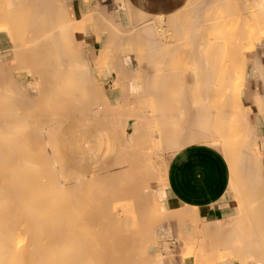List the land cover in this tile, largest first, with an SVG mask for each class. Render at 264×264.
I'll use <instances>...</instances> for the list:
<instances>
[{
  "label": "bare ground",
  "instance_id": "bare-ground-1",
  "mask_svg": "<svg viewBox=\"0 0 264 264\" xmlns=\"http://www.w3.org/2000/svg\"><path fill=\"white\" fill-rule=\"evenodd\" d=\"M47 1L0 0V41L4 43L6 40L8 43H5V49L11 51L10 55L6 54L3 57L0 54V264H162V261L152 258L148 244L153 240L154 232L157 228L165 225L171 219L180 221V218L174 217L167 212L159 211L155 202L156 193L154 189L156 185H154L153 179L156 176L155 168L153 169L154 161L153 164L151 161L154 149L151 139L146 137L147 131L145 132V121H143L142 102L137 103L142 99L145 100L144 98L146 97L142 95V99L138 97L140 100H136L137 104L132 103L133 97L132 99L129 98L131 90H128L125 83H122L123 85L120 84L122 85L121 89L124 86L127 88H123V96L119 98L121 100L113 103L108 90L104 89L102 83L96 81L92 67L84 60L82 44L77 43L76 34L82 31L88 23H94L97 18L102 20L104 12L103 14L101 13L102 16H98L101 9L98 12L96 11L98 13L96 19L92 17L94 13L92 15L88 14V18L85 15L87 19L77 24H70L69 20V25L66 21L67 16L65 15L66 18L64 19L61 8H56L57 5L55 6L53 0ZM196 1L194 2L196 3ZM214 1H207L209 4L207 3L208 6L204 5L205 7L203 4L200 6V3L197 2L199 4L197 6L199 8L203 6L207 15L214 14L213 11L215 12L216 9H213V6L215 7L217 0L215 3ZM119 2L115 3L114 1L116 7ZM225 2L227 3L229 0H225ZM247 3L245 4L247 5ZM248 4L245 10L242 5L243 11H246L247 21H241L240 23L228 22L227 19V23H224L225 21L221 22L222 20H215V15H217L215 12L214 20H211L212 23L209 21V24H212L211 33L207 39L200 41V45L201 43L203 44L199 50L208 48L210 51L211 49L212 51L214 50L213 53H216V51L221 53L215 57V54L211 55L209 52L207 55L211 56L210 61L205 58V65H200L202 61L195 64L196 67L199 64L198 68H200V71L202 68V73L205 72L207 74L208 72L207 75L205 74L206 76L203 74L207 82L213 78L209 76L212 74L210 66L213 67V65L216 66L219 63L223 64L224 68L220 65L221 70L223 72L226 71L224 72L225 77L223 75L225 83L223 85L234 81L231 86H229L231 83L227 84L232 87L231 89L228 87V90L224 86L228 90V92L225 90L228 97L225 98L226 101L224 102L228 103V108L231 111L242 107L238 94L241 82L234 80V75H238L236 72L239 71L243 75V71H241L243 66L230 68L232 67L230 64L235 61L231 63V58L239 57L243 51L253 49L254 41L264 37V0H251ZM185 6L186 4L182 7ZM192 6H189L190 11L196 5ZM225 6V13L226 10L236 13L241 12L239 6H229L228 8ZM210 7L212 10L209 9ZM185 8L181 9L183 12L182 16ZM195 9L198 11L197 8ZM195 9L193 13L186 9L190 16L193 15L190 17L185 12L184 21L181 20V22L185 23L183 24L179 21L183 27L186 26V22L188 27L191 26V21H194L192 18L195 15L194 12H197ZM73 10H71V13ZM207 11H210V13L208 14ZM136 13L138 14V12ZM176 14L175 12V16ZM178 14L180 15V13ZM226 15L224 16L226 17ZM138 16L137 24L142 17L144 21L145 19L151 20L148 19V14L145 15L148 18L143 15L142 17L139 16L140 19H138ZM175 16L171 21H175ZM183 17L181 18L183 19ZM189 17L192 19L190 22L188 20ZM220 17L221 15H217V18L220 19ZM149 21H145L147 22L146 25ZM197 21L199 20L197 19ZM150 22L151 24L149 25L151 26L154 22L153 30L160 29H157L154 19L153 22ZM141 24L143 23L141 22L139 26ZM168 24L170 25V23ZM181 24L178 25L181 26ZM96 25L99 26L98 22H96ZM135 27L138 29L134 25ZM250 27L253 30H250ZM97 28L101 30V27ZM198 28L201 29V26ZM174 29L177 28L174 27ZM192 29L190 30L193 31ZM122 30L119 33L117 32L116 35L119 36L120 34L122 37L124 34L121 32ZM156 30L154 32L157 33ZM95 31L97 32V30ZM191 31L190 33L188 32L190 35L188 33L184 35V33L179 32L180 34H177L180 37L179 35L176 37L188 39V37L192 36ZM141 33L139 38H146L145 34ZM149 33H152V30ZM163 33L162 37H165L166 35L164 36ZM94 34L96 33L94 32ZM132 34H127L128 38L126 36L123 37L130 41L131 37L129 36H132ZM187 35L188 37H184ZM159 36L160 34L157 35V38ZM147 37H149L147 40L144 39V41L146 40L145 44L142 43L144 42L142 41L143 39L140 41L136 37L137 41L132 37L135 42L137 41L134 47L138 50V61L145 60L146 54L143 56V51L146 49L151 48L149 49L151 53L152 51L150 50L157 48L156 51L160 49L157 52L159 53L165 48L162 45L164 42H158V39L153 40L152 35H147ZM162 37L161 40H164ZM126 39H122L124 42L120 41L117 43L115 36L110 34L109 40L100 54H98L99 56L97 55V59L94 60V66L100 70L108 65L110 48H115L116 54H118L119 49L122 51L126 49L123 52L125 54L131 52V49L120 48L121 45L124 46L125 44L128 47V44H131V41L128 43L125 41ZM166 43L164 44L166 45ZM196 44V40H185V42L181 44L175 43V46L174 44L173 46L176 49L182 47L184 49L183 52H187L193 47L192 50L201 52L195 50ZM173 46L171 48H174ZM180 49L178 52L176 50L177 54L182 53ZM122 51L120 55H123ZM133 51L134 49H132V54H136ZM189 51L187 53L194 60L195 55L192 56L193 53L191 54L193 51L191 49ZM225 53L230 56L228 64L224 63L225 58L221 57L223 55L225 57ZM161 55L162 57L165 56V54ZM161 55L159 54L160 57L158 56L159 58L157 57L158 59L156 58L155 60H160ZM8 56H10V59L4 62V59H7ZM218 56L221 57L220 60L223 63L218 61L220 58ZM177 57H171L168 60L176 61L177 59V65L181 66L179 54ZM215 58L218 64L216 61L214 62ZM114 59L115 70L118 72L119 54L115 55ZM241 59L243 58L241 57ZM146 61V64L150 65L146 66L153 68L150 64L152 60L147 57ZM207 61H209L208 69L206 66ZM151 63H154L155 70L160 69L163 72L164 66L162 65L163 67L159 68L160 61L158 65H156L157 62L155 64V61ZM210 63L213 64L210 65ZM226 65L230 66V72ZM204 66L207 72L205 68L203 69ZM122 68L121 70L123 71ZM234 69H236V72ZM152 71L156 76L157 71L153 69ZM200 71H197V76H200ZM227 71L231 74L230 76ZM141 72L140 74L142 75L144 71ZM174 73H176L174 78H178L179 73L175 71ZM215 73L213 72L215 75L219 74L218 71H215ZM163 75L165 74H160V77L162 78ZM166 76L168 77V74ZM142 77L147 78L146 75H142ZM146 80L138 81L142 84L144 82L146 86L148 85ZM113 81L112 84L116 87L115 80ZM171 82L172 80L168 84ZM126 84L129 85L128 83ZM163 84H161L159 89L155 88L152 89L153 91H149L150 94L147 92L148 96L152 95L151 99L153 100V97H156V92L161 90L158 92L161 93L160 99L155 98L156 101L154 100L155 103L153 102L156 112L155 123L163 121L164 116L170 112L171 119L175 121L174 126L172 125L171 127L164 124L161 132H170L173 128L178 132H183L184 130L189 132L191 129L196 128L204 133V140L211 139L214 141L211 134L217 129V121L221 118L218 119L217 116V107L219 105L216 103V98L218 94L213 92L216 95L214 98L215 95L213 96L211 92L214 103L207 105L205 101L208 100L209 93H205L203 100H205V96L207 100L202 101L204 104L201 105L200 103L202 102L196 101L197 104L190 108L189 103H178V94L175 93L176 98L173 97L174 87L173 90L172 86L167 89L168 85ZM162 85L163 87L165 86L164 89ZM143 88L145 89V87ZM149 89L151 88L149 87L146 91ZM166 89L167 91L171 90L172 96ZM220 89L222 88L220 87ZM145 90L142 92L144 93ZM138 91L141 92V90ZM164 91L167 92L166 95L169 99L166 103L158 104L162 98L167 100ZM138 95L140 96L141 93ZM161 95L164 97H161ZM183 96L182 94L181 97ZM146 101H149V99ZM121 128L123 130L117 132ZM128 128L132 129V133L128 141H126L125 132H128ZM248 144L253 146V143L248 142ZM254 156V152L249 148L242 155V159L254 161ZM261 205L262 207L264 206L262 203ZM241 218L246 219L245 215ZM253 220L255 221L256 217ZM262 220L264 221V217L257 218L255 222L257 229L253 223L256 234H263L258 233L259 228L262 229L260 226L264 223ZM240 222L244 226L245 220L244 222L240 220ZM241 223L240 225L238 224V227L237 224L235 227L233 226L234 229H237V234L236 231L231 232L233 235L234 233L236 234L235 243L237 246L240 244L237 241L242 242L241 235L244 236L242 238L243 241L245 239L247 245L251 244V241L253 243L254 239L252 238H255L254 232L252 234L251 230L249 231L253 236L246 238L250 236V233L248 232L247 236L244 234L247 230L241 229ZM250 226L252 225L249 224L248 228ZM238 229L239 231L241 230V235ZM263 229L261 232H264ZM223 241L227 242L228 240L225 239ZM226 242L225 244H227ZM233 245L235 246V244ZM234 246L231 247L234 248ZM237 246L235 247L236 249L234 248L235 250L233 249V252L237 250ZM247 249L246 247V252L249 251V253L254 251L250 250V248ZM259 252H256V254ZM262 252L259 255H262Z\"/></svg>",
  "mask_w": 264,
  "mask_h": 264
},
{
  "label": "crops",
  "instance_id": "crops-1",
  "mask_svg": "<svg viewBox=\"0 0 264 264\" xmlns=\"http://www.w3.org/2000/svg\"><path fill=\"white\" fill-rule=\"evenodd\" d=\"M114 1L115 3L119 1L121 3L120 2L117 3V7H116V4L114 3ZM194 1L195 0H193V2ZM207 1L209 0H197L196 3L194 2L195 3L194 4L192 0H189V1L187 0H53V2L55 3V6L56 5L58 6V7L56 6V8H61V10L63 11L64 19L66 18L65 15L67 16L68 18V20L66 18L67 23L70 20L69 21L70 24H77V23L84 21L85 19L88 18L89 16L88 14L92 15L94 13L95 15V12L96 11L98 12L99 9H101V12L99 13L100 15L96 12V17L94 15L92 16L95 19L97 18V14L98 16H102L104 12V15L101 18L102 20H99L97 18L96 19L97 21H96L94 18L91 17L92 19L95 20L94 22L95 24L88 23V25H86L82 29L83 32L80 31L79 33L76 34L77 43L82 44L81 48H82V56L84 60H86V62H88L89 65L92 67V72L94 73L95 78L99 79V82L102 83L104 89L108 90L110 99L112 100L113 103H117V101L121 100L119 98H122L121 96H123V88L126 86L128 87V90H131L129 98L132 99L133 97L132 100L134 102L132 101V103H136L137 102L136 100H140L138 99V97L140 98L142 95L146 97L144 98L145 100H143L141 97L142 100L138 101L137 103L142 102V109L144 111L143 121H145L144 122L145 129H146L145 132L147 131L146 137L151 139L152 146L154 149L153 151H156V150L162 151L164 150V148H166L167 151L178 149V150L170 152L166 156L164 178L162 182H159L156 184L155 199H156L157 209L159 211L167 212L168 214L174 217H179L180 221H177L176 219L172 220L170 218L171 220L169 219L170 220L169 222L167 221L165 225H162L161 227L155 230L153 240L148 244L149 252L152 258L155 260L162 261V264H264V258H263L264 257L263 256V253H264V235L263 234L264 232H261L264 227V223H262L263 225L260 226L262 227V229L259 228V231H258V233L260 232L263 234H256V231L254 229V227L256 228L255 222L257 218L264 217V213H263L264 206L262 207L261 205V203L264 205V99H263L264 98V37L262 39L254 41L255 45L253 49L243 51L241 55H239V57L231 58L232 59L231 63L234 60L236 61V62L235 61L233 62L234 64L233 63L230 64V66L232 65V67H230L229 65L228 66L226 65L228 67L227 68L228 71L231 70L229 69V67L233 69V67L237 68L240 65L243 66L242 67L243 69L241 70L243 71L242 72L243 75L241 74L240 71H239L240 73L239 72L237 73L238 75L236 74L234 75L235 77L234 80L241 82V86L239 87L238 94L240 97V102H241L242 107L238 110L233 109L231 111L228 108V105H227L228 103L224 101H226L225 98L228 97L226 92H228L229 88L230 89L232 88L229 86H231L234 81L231 83L230 80L232 79H230L228 81L231 84L227 82L228 85L230 84L229 86L227 84L223 85L224 83L223 78L225 77L224 72H226V71L223 72L221 70V66L224 68L223 64L221 65L219 63V65H216V66L213 65V67L210 66L211 68L210 70L212 74L213 72L215 73V71L216 72L218 71L219 74L215 75L216 74L215 73L212 76V74L209 73L210 74L209 76L213 77L211 78V81L209 79V82H207V80L205 79V76L208 74L205 66L203 67V69L205 68V71L207 72V74L205 72L202 73L203 72L202 68L200 71V68H198L199 64H198V67H196L195 64L197 62L200 63L202 61L203 64L201 62L200 65H205L206 59H209L210 61L211 56L207 55L209 52L211 55L215 54L214 55L215 57L216 55H220L221 53V52L218 53L219 51H216V53H213L214 50L212 51V49H211L212 51L211 53L210 49L208 48H205V50H199L203 44L201 43L200 45V41L201 40L204 41L205 39H207L208 35L211 33L210 32L212 30L211 20H214V15L216 13L217 15H221L220 19L217 18V15H215V20H220V21L222 20L221 22L225 21L224 23H227L226 19L228 22L231 21V22L240 23L241 21H247L246 11H243V8L245 10L246 7L249 5L248 3H250L251 0H229V2L227 3L225 2V0L224 1L215 0L216 3L214 1L215 7L213 6V9H216L215 11L216 13L213 11L214 14H210L211 16L205 14V10L203 9V6L207 5L208 3ZM210 1L213 2V0H210ZM197 2L200 3V6L202 4L203 6L199 8V6H197L199 5ZM211 2H210V5H211ZM190 3L192 4L190 5ZM240 3L242 4L240 5ZM243 3L244 4L247 3V5L246 4L244 5ZM185 4H186L185 7L187 8L182 7ZM188 5L189 6L196 5L197 7L195 6L192 9V11H190V7ZM242 5L244 6L243 8H242ZM224 6L227 8L229 6H232V7L239 6L241 12L236 13L233 11L234 14H232L233 12H229L226 10V13H225L224 11L226 8L224 9ZM218 7L220 10L218 9ZM183 8H185L184 15H183L184 17L186 15L185 14L186 9H189V11L193 13V10L197 8L198 11L195 9L197 12H194L195 15L192 18L194 19L195 22L197 21V19L199 21H197L196 23L194 21H191L192 19L190 17L193 14L190 16L189 12H186L190 16L189 19L188 18L187 19L189 20V22L191 21V26L188 27L187 22H186L187 27L186 26H185L186 28L183 27L181 24L184 21V17L181 15L183 14V12L181 11V9L183 10ZM70 9L71 10L74 9L72 13ZM179 9L182 13L179 11ZM209 9L212 10L211 7ZM82 10L83 11L86 10V11L83 13ZM175 10H178V11H175ZM174 11L177 13L176 16H175ZM136 12H138V14ZM178 13H180V15ZM207 13L209 14L210 11L209 12L207 11ZM146 14L149 15V18L147 16L145 17ZM225 14H227L226 17L224 16ZM85 15H87V18ZM136 15L137 16L139 15L140 17L144 15L145 18H148L151 20L160 19V20H163V22H167V23H164L166 25L170 23V25L168 24L167 26H169L170 28L169 29L170 35H171L170 39L172 40L174 46H175V43L181 44L185 42V40H196L197 44L195 45L196 46L195 50L201 51V52L205 51V52L204 53L196 52L192 50L194 47L190 48L191 51H193L191 52V54L193 53L192 56L195 55L194 60H193V58H190L189 54L187 53L190 49L187 52H183L184 49L180 47L182 50L180 48L179 49L180 51H182L183 54L179 51L181 53V54L178 53L181 66H178L177 59L176 61H170L168 60V58H171V57L178 58L177 57L178 54L176 53V50L178 52L179 49H176V47H174L173 44L170 45L169 43H166V45L167 44L168 45L163 46L165 48L162 50V52H159V53L157 52L160 49L156 51L157 48H154V49L152 48L153 50H150L152 51L151 53L149 52V49L151 48L144 50L143 56L146 54V57L144 58L145 59L144 61H142L143 59L141 60L143 62V64H141L142 62L138 61V55H137L138 50L134 47L136 45V42L138 41V39H140V41L142 39H143L142 41H144V39L147 40L149 38L147 37V35L148 36L152 35L153 40H157V39L154 36V32L152 28L154 27V24H153L154 22L152 23V26H151L149 25L151 24L150 22L151 20L149 21L145 19V21L147 22L149 21V23L147 24L148 26H147L146 25L147 22L142 20L144 19L142 17L141 20H139L140 22L137 24L138 20H137ZM139 16H138V19H140ZM174 16L176 18L175 21H171ZM180 16L183 17V19ZM181 20L183 21L181 22ZM209 21H211L210 24H209ZM96 22H98L99 26L96 25ZM141 22L143 24L139 26ZM130 24L131 26H129ZM178 24H181V26H179ZM95 25H96L95 30H97L99 34L94 30ZM134 25L137 26L138 29L135 27L136 28L135 30ZM200 26H201V29L198 28ZM97 27H101V30L100 28H97ZM174 27H176L177 29H174ZM149 28L150 30H152V33H149L150 32ZM116 29H119V30H116ZM122 29H125L126 31ZM190 29H192L193 31H191ZM120 30H122L121 32L125 34L128 31L129 33L127 34L129 35L130 33L134 34V35L132 34V36H129L131 37L130 39L131 42L126 39V37L128 38L127 34H126V37H123V38L120 36V34L119 36L116 35V33L117 32L119 33ZM176 30H178L177 33L182 32L184 33V35L187 34L188 32L190 33L191 31L192 36L190 37H188V35L184 36V37H188V39L179 38L180 33L179 34L175 33ZM94 32L96 34H94ZM140 32H142L141 34L144 33L146 38H139V36L141 37V35H139ZM110 34L115 36V41L117 43L120 41H123L122 39H126L125 41L130 42L131 43L130 45L132 46V48H128L129 50L131 49L130 50L131 52H129L128 54L123 53L126 49L123 51L119 49L120 53L118 52V54H119V60L121 62L118 60V63H117L118 70H119L118 72H116L115 70L116 64L113 61L115 60L114 59L115 55H118L116 54V50H114L115 48L109 49L110 58L108 60L107 66L103 67L100 70L94 66V60L97 59V57L99 56L98 54H100L106 42L109 40ZM178 35L179 37H176ZM132 37L135 38V40L137 41L135 42V40ZM136 37H138V39H136ZM145 41L142 43L145 44ZM171 46H173L174 48H171ZM132 49H134L133 52H135L136 54L134 53L132 54ZM121 51L123 55H120ZM195 52L196 54H194ZM159 54L160 55L165 54V56H163L165 58H163L161 55L160 60L157 61L155 59L159 56ZM223 56H221L223 59L224 58L227 59V60L224 59V63L228 64L229 57H230L229 54H226L225 57ZM147 57L151 59L152 61H155V64L157 62L156 65H158L160 61L159 68L164 66L163 72H161L162 70L160 71V69L155 70L154 63H151L152 61L150 62V64L153 66V68H150L149 67L150 65L146 64V62L148 61V60L146 61ZM221 57L218 60L219 62H221L220 60ZM241 57L243 59H241ZM162 58H163V61L161 62ZM164 59H167V60H164ZM209 61H207L206 66L209 65ZM215 61L217 63L216 58L214 59V62ZM212 64L213 63H210V65ZM146 65H149V66L147 67ZM121 68L123 69V71L121 70ZM140 68H142L143 70ZM195 68H197L196 69L197 71L198 70L200 71V76H197L196 74L197 71L195 70ZM152 69L154 71H157L156 76H155V73H153ZM173 69L175 72L179 73V75L177 74L179 76L178 78L177 77L174 78V75L176 73H174ZM207 69H208V66H207ZM235 70L236 69H234V71ZM140 71L142 72L144 71L145 73L144 72L143 73L141 72V73L142 75H146L147 78L142 77V75L140 74ZM159 73L161 75L162 74H165V75H163L161 78ZM167 74H168V77L166 76ZM203 74L204 75L206 74V75L204 76ZM230 75L231 74L229 73V76ZM113 80H115L116 87L114 86V84H112L114 82ZM138 80L141 82L146 80V83L148 85L145 86L144 82L142 84ZM171 80L172 82L168 84V82ZM178 81H179V85H178ZM122 83H125L126 86L122 87L121 89V86L123 85ZM126 83H128L129 85H127ZM162 83L168 85L166 87L167 89L170 86H172V90L175 88L173 97L176 98L175 93L178 94L179 95V96L177 95L178 96L177 98H179L178 103L180 104L189 103L188 105L190 108H192L194 105L197 104L196 101L200 103L202 101L207 100L206 96H205V100H203L204 99L203 95H205V93H209L208 100L205 101L207 105L214 103L213 100L216 97L214 93L218 94L216 98V103L217 105H219V107H217V114H218L217 116H218V119L220 117L221 118L219 119V121H217V124H218L217 129L215 130V132H213V134H211L214 141H212L211 139L204 140V137H205L204 133H202L196 128L191 129L189 131L190 133L188 131L186 132L185 130L183 132H178L175 128L171 129L170 132H161L162 126L164 124H167L168 127H171L172 125L174 126L175 124V121H173L170 117L171 112L168 115L164 116L163 121L155 123L156 112L154 110L153 102L154 100L156 101L155 98L160 99L161 93H158V92L161 90L156 92L157 93L156 97H153V100L151 99L152 95L151 96H148V95L150 94L149 91H153L152 89H155V88L159 89ZM163 85H162V88L164 89L165 86L163 87ZM224 86L227 87L228 90H226ZM143 87H145V89L147 87L148 88L150 87L151 89L146 91L148 88L145 90ZM220 87L222 89H220ZM138 90H141V92H139ZM143 90H145L144 93L142 92ZM184 90H185V93H184ZM147 92H149V94ZM167 92H169L170 96H172L171 90L170 91L168 90ZM167 92H165L166 97H167L166 95ZM211 92L212 93L214 92L213 93V96L215 95L214 98H212L213 96L211 95L212 94ZM140 93L141 95L139 96L138 94ZM182 94L186 97L184 96L181 97ZM161 97H164V96L161 95ZM148 99L149 101H146ZM168 99H169L168 97H167V100H164L162 98L159 101L160 103L158 102V104L166 103ZM200 104L203 105L204 103L202 102ZM143 105H147V106H143ZM147 109L149 113L147 112ZM244 110L247 112H245ZM235 111L238 114L236 117L233 116ZM249 114H250V117H249ZM151 115L154 118H152ZM248 119L249 121H247ZM161 123L163 124L161 125ZM129 138L130 136L128 137L126 135V138H125L126 141H128ZM232 139L233 141H231ZM226 140H228L227 151L231 153V155L233 154L236 155L238 159L234 161L232 165L227 159V157L225 156V153H224L225 150L220 149L219 147V143L224 146V143L226 142ZM217 141H220V142L218 143ZM248 142L253 143V146L251 144H248ZM249 148H251V150L255 154L254 161H245L242 159V155ZM233 170L236 172L234 173ZM257 200H259L260 203L257 202ZM244 215L246 219L241 218ZM255 217H256V220L254 221L253 219H255ZM240 220H243V222L245 220L244 226H243V223H241L242 221L240 222ZM249 220H251L252 222ZM240 223H241V229L243 228L244 231L247 230L244 232L245 235L248 234V232L250 233L249 230H251L252 234L254 232L256 239L252 238L254 239L253 243L251 241V244L253 245L248 244L249 245L248 246L245 239L243 241L244 236L241 235L242 233H241V230L239 231V229L238 231L240 232L242 242L237 241V243L240 242V244L239 246L236 245L235 238L237 234V231H236L237 229H234V227L236 224L238 227V224L240 225ZM248 223L252 225L249 228H248V225H249ZM253 223L255 224L254 227H253ZM233 231L234 232L236 231V234L234 233L233 235V233H231ZM252 234L250 233V236L246 235L247 236L246 238L251 237ZM225 239L228 241L227 242L223 241ZM225 242L228 244V246L227 244H225ZM233 244H235V246ZM231 246H234V248L237 246V250L233 252L234 248ZM246 247L248 249L250 248V250H254L253 252L250 251L252 254L249 253V251L246 252ZM216 248H218L217 251H216ZM259 251L260 252L263 251L262 255H259L260 253ZM256 252H259V253L256 254Z\"/></svg>",
  "mask_w": 264,
  "mask_h": 264
},
{
  "label": "rangeland",
  "instance_id": "rangeland-1",
  "mask_svg": "<svg viewBox=\"0 0 264 264\" xmlns=\"http://www.w3.org/2000/svg\"><path fill=\"white\" fill-rule=\"evenodd\" d=\"M156 22L155 23H157V29L158 28H160L159 30H156V29H154L153 30V32L156 30L157 31V33L156 32H154V36L156 37V39H158V42H164V43H166L167 41V43H169L170 45H172L173 44V42H172V40L170 39L171 37V35H170V28H169V26H167L166 24H164V22H163V20H158V19H154ZM152 22H153V20H151ZM163 25H165V27H163ZM159 26V27H158ZM155 28H156V25H155ZM161 28H162V30H161ZM164 30V31H163ZM250 30H253L252 29V27H250ZM158 32H159V34H160V36L162 37V33L164 34V36L165 37H162V38H164V40L162 41L161 40V37L159 36V38H160V40H159V38H157V35H159L158 34ZM165 32H167V33H165ZM169 33V34H168ZM167 34H168V36H167ZM123 36H126V34L124 33L123 35H122V37ZM166 38H167V41H166ZM169 40H170V42H169ZM7 41L5 40V42L4 43H1V41H0V48H1V50H0V54H1V57H3V56H5L6 54H11V51H9L8 49L6 50L5 49V47H6V43ZM8 43V42H7ZM129 43V42H128ZM162 44L163 46H165V44ZM127 45V44H126ZM131 48V46H130V44H128V47L127 46H125V44H124V46L123 45H121V47L120 48ZM122 48V49H123ZM3 51V52H2ZM10 56H8V58L7 59H4V62L6 61V60H8V59H10L9 58ZM3 62V61H2ZM236 73H238V72H236ZM96 81L97 82H99V79H96ZM100 83V82H99ZM143 106H147V105H143ZM147 112L149 113V111H148V109H147ZM151 114V113H150ZM238 114H237V112L235 111V113H234V117H236ZM148 116V115H147ZM151 117L152 118H154L152 115H151ZM129 129V128H128ZM123 129L121 128V129H118L117 130V132H121ZM131 128L128 130L129 132H125L126 133V135L129 137L130 135H131ZM110 138V137H109ZM108 138V139H109ZM110 140V139H109ZM231 141H233V139L231 140ZM218 143L220 142V141H217ZM113 145L114 146H116V144L115 143H113ZM228 146V140H226V142L224 143V146L222 145V144H220L219 143V147H220V149H224L225 150V156L227 157V159L229 160V162L231 163V165L234 163V161H236V160H238L237 159V156L236 155H231V153L229 154V152L227 151V147ZM180 149V148H179ZM175 150H178V149H173V150H168L167 151V149L166 148H164V150H162V151H160V150H156V151H154L153 153H152V157H151V161H152V164H153V161H154V167H153V169H154V171H155V176H156V178H154L153 179V182H154V185H156L157 183H159V182H162L163 181V178H164V171H165V160H166V156L170 153V152H172V151H175ZM229 155H228V154ZM232 157V158H231ZM157 172V173H156ZM155 190V189H154ZM127 202V201H126ZM125 202V203H126ZM156 202V201H155ZM120 213H121V211H119Z\"/></svg>",
  "mask_w": 264,
  "mask_h": 264
}]
</instances>
